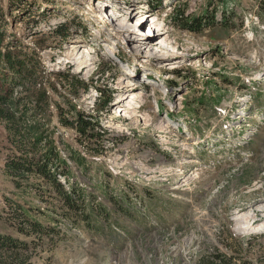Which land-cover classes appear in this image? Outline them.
I'll use <instances>...</instances> for the list:
<instances>
[{"label": "rangeland", "instance_id": "374dc122", "mask_svg": "<svg viewBox=\"0 0 264 264\" xmlns=\"http://www.w3.org/2000/svg\"><path fill=\"white\" fill-rule=\"evenodd\" d=\"M0 5L4 43L13 36L43 67L37 83L48 98L34 122L87 159L76 164L60 151L98 218L87 227L61 209L37 212L54 228L40 238L9 223L15 214L4 197L26 208L55 201L36 197L27 186L41 180L34 176L22 182L29 189L21 196L4 172L10 143L0 124V236L26 242L0 247V264H201L215 248L239 249L233 264H264V0ZM58 71L86 87L67 84ZM135 86L143 96L130 101ZM72 106L98 117L101 137L59 122L58 113L74 119ZM104 190L126 192L131 205L122 208L129 211Z\"/></svg>", "mask_w": 264, "mask_h": 264}, {"label": "trees", "instance_id": "16d2710c", "mask_svg": "<svg viewBox=\"0 0 264 264\" xmlns=\"http://www.w3.org/2000/svg\"><path fill=\"white\" fill-rule=\"evenodd\" d=\"M16 9L19 8L16 7ZM2 14V6L0 5V124L3 125L6 138L10 143V151L4 159V172L14 178L16 188L22 189L21 196L33 186L36 188L38 199H43L44 193H47L55 201L52 208L41 209L38 206L37 208H26L16 202L12 206V201L4 197L12 215L15 214L7 221L15 225L19 232L29 236L36 235L40 238L42 234L49 233L54 228L44 226L38 220L36 213H44L47 209L57 213L61 209L63 215H68L73 219L81 218L87 227H91L98 221L94 211L95 204L91 201L89 191L78 186L77 182H71L69 177L70 164L61 156L60 151L68 150L69 156L67 157L75 161L76 164L83 165L87 159L76 151L72 153V150H69L67 144L63 142V138L60 137L55 140L53 137L55 132L49 131L46 123L34 122L36 112L43 107L42 104L45 105L48 98L45 85L37 83L38 73L43 71V67L36 52H28L27 48L13 36L4 43ZM57 74L62 75V79L73 87L76 85L86 87L83 80L78 79L73 74H64L60 71ZM28 83L31 85L30 87L26 86ZM36 84L39 86L36 87ZM50 85L52 90L56 89L54 85ZM18 89L23 90L19 91ZM109 102L110 97L103 100L101 108L106 107ZM72 113L74 115L73 120L58 113L59 122L74 125L80 135L89 133L92 138L102 136L101 128L98 127L96 130L97 116L85 114L77 110L75 106H72ZM30 176L41 180L36 183L27 181L29 188L23 187L22 182L28 180ZM60 177L64 178V182L59 179ZM103 193L106 194L107 191L104 190ZM106 195L114 203H120L118 207L126 212L129 211L127 208H122V204L124 206L131 205L126 192L114 197L110 194ZM97 207L106 217L108 216L109 208L107 206L98 202ZM34 210L37 211L33 213ZM49 211L48 213H50ZM52 220L56 221L55 218ZM230 237L239 241L238 237L235 238L232 234ZM5 246H8L9 249L22 248L26 246V242L15 237L0 236V247ZM236 248L238 249L239 246L237 245ZM237 257H242L239 249L235 253H228L215 248L212 256L207 257L206 260L202 259L201 264H233Z\"/></svg>", "mask_w": 264, "mask_h": 264}, {"label": "bare ground", "instance_id": "6f19581e", "mask_svg": "<svg viewBox=\"0 0 264 264\" xmlns=\"http://www.w3.org/2000/svg\"><path fill=\"white\" fill-rule=\"evenodd\" d=\"M107 17H108V15H107ZM151 20H152V22L151 23H154V19H153V17H151ZM101 22H104L103 20H101ZM152 27L150 26V29H151ZM88 50V53L90 52V50L89 49H87ZM91 53V52H90ZM86 65V64H85ZM79 67L81 68V71L84 69V66H83V63L81 62V63H79ZM135 89L134 90H131L130 92H129V96L131 97V99H130V101H134L135 99H137L138 97H142L143 96V93H141V91L139 90V89H137L136 88V86L134 87ZM131 105H133L134 104V102H132V103H130ZM169 125H171L169 122H167V126H169ZM187 148H189V147H187Z\"/></svg>", "mask_w": 264, "mask_h": 264}, {"label": "water", "instance_id": "95a60500", "mask_svg": "<svg viewBox=\"0 0 264 264\" xmlns=\"http://www.w3.org/2000/svg\"><path fill=\"white\" fill-rule=\"evenodd\" d=\"M234 221L236 222L237 221V218H235Z\"/></svg>", "mask_w": 264, "mask_h": 264}]
</instances>
